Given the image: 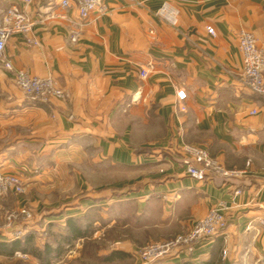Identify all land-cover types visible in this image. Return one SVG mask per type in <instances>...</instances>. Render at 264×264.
<instances>
[{"label": "crops", "instance_id": "crops-1", "mask_svg": "<svg viewBox=\"0 0 264 264\" xmlns=\"http://www.w3.org/2000/svg\"><path fill=\"white\" fill-rule=\"evenodd\" d=\"M165 2L179 10L176 25L157 14ZM19 3L0 0V9ZM107 3L105 14L83 21L73 9L68 20H46L8 40L0 59V172L21 174L35 187L74 181L64 198L81 201L65 206L59 225L69 230L72 218L80 227L76 218L89 210L97 235L122 245L108 251H117L115 258L130 256L146 241L188 231L225 201L231 209L223 233L192 256L162 264H264V96L245 85L238 48L243 28L264 47V0ZM29 8L33 17L61 11L60 0H33ZM17 69L53 78L66 96L28 101ZM179 90L186 93L183 101ZM185 143L248 173L229 181L195 180L183 167ZM82 167L85 180L78 176ZM237 188L243 193L236 195ZM10 199L0 196V208ZM117 222L135 236L124 231L123 241L110 238ZM12 239L0 215V241ZM20 253L0 252V264H35Z\"/></svg>", "mask_w": 264, "mask_h": 264}, {"label": "built area", "instance_id": "built-area-1", "mask_svg": "<svg viewBox=\"0 0 264 264\" xmlns=\"http://www.w3.org/2000/svg\"><path fill=\"white\" fill-rule=\"evenodd\" d=\"M33 0H22V3L13 4L8 9H0V59L5 55L10 37L16 33H31L34 28L46 20L70 19L69 12L78 11L80 19L86 21L93 14H105L109 11L107 0H60V12L49 11L40 17L30 14V6ZM157 14L171 25L178 23L179 10L169 2H165ZM208 32L215 35L213 27H208ZM77 33L72 36L76 40ZM37 43L36 41H33ZM238 48L242 56V74L245 85L253 92L264 96V47L260 46L254 32L249 29H241L238 35ZM8 69H13L10 62H6ZM148 72L142 68L140 76L145 78ZM18 86L23 91L26 99L31 102L48 103L52 97L63 98L65 92L56 86L53 78L46 76H34L24 69L16 70ZM179 101H183L186 93L177 91ZM184 109L183 106L180 107ZM253 113L256 110L252 111ZM185 154L183 167L191 178L198 181L222 178L225 181L239 179L247 175L248 169L228 168L219 159L213 157L202 146L185 143L181 147ZM22 181L13 173L0 172V196L10 192H21ZM243 193L241 188L235 189V194ZM231 209L225 201H219L208 213L196 220L191 228L183 234H179L170 240L150 243L138 252L142 264H154L163 259L179 256L180 254L192 256L196 249L204 242L212 241L223 233L227 224L226 212ZM33 217L32 211L26 207L16 211L4 213V227L11 232L23 234L17 222L26 221L28 224ZM28 227L29 225H25Z\"/></svg>", "mask_w": 264, "mask_h": 264}, {"label": "rangeland", "instance_id": "rangeland-1", "mask_svg": "<svg viewBox=\"0 0 264 264\" xmlns=\"http://www.w3.org/2000/svg\"><path fill=\"white\" fill-rule=\"evenodd\" d=\"M76 170H79V167H76ZM73 171L74 167L71 166L69 173L73 174ZM84 171L85 167H82V172L79 173L78 176L79 178L81 177L85 180L86 175L84 174ZM16 175L21 178L23 190L18 193H8V197L11 199L9 201L7 200V202L5 201L6 204L2 205L0 208V215L3 219V225L5 223V211L13 212L20 208L26 207L32 211L33 217L31 221L28 224L24 223L26 221L17 222L19 228L23 229L25 232L20 234L15 233V231H10V235L14 238L32 235L34 237L35 246L38 247L41 252L46 244L59 247V251L57 253L48 255L42 260V262L35 255L28 253V255L35 261V264H142L138 254L141 248L149 245L150 243L170 240L179 234L187 232H181L163 240L146 241L145 243L136 247V252L133 254L131 253L130 256L115 258V252L117 251H108H110L112 248L121 247L122 245L120 243L109 245L106 242L107 237L105 234L97 235L96 227L93 225V222H90L91 218L89 210H86L83 216L76 218L78 221H80L81 231L84 233L83 238L80 240L76 239L68 244L67 241L62 240L63 237L68 236L69 230L62 229V226L59 225L61 221H58L57 215L60 212L62 215L64 214L66 211L65 206L69 205L72 207L74 205H78V203L81 201L80 198H64V195L67 191H70L71 193L75 189L74 181L68 180L66 182H58L55 180L50 183L39 182L35 187L36 184L31 186L32 183L25 182L23 175ZM71 178H73V176H71ZM114 194L117 195V198H120L118 196V194L120 195L119 191L115 190ZM19 198H23V201L20 205L17 202ZM116 205L121 206V203L119 202ZM118 213L120 212L117 211V214ZM61 218H63V216ZM25 225H29V227H26ZM123 229L124 228H122L121 223L117 222L111 231L110 238L116 240L120 239L123 241L122 232L124 231L126 234H129L130 237L135 236L131 233L129 228ZM126 237L127 236L124 238ZM20 254L25 255L27 253L21 252ZM110 258L113 259L110 260ZM163 260L165 261L166 259Z\"/></svg>", "mask_w": 264, "mask_h": 264}, {"label": "trees", "instance_id": "trees-1", "mask_svg": "<svg viewBox=\"0 0 264 264\" xmlns=\"http://www.w3.org/2000/svg\"><path fill=\"white\" fill-rule=\"evenodd\" d=\"M69 223V236H65L68 240H71L72 238H76L79 236H83V232L81 231L80 227L75 225L74 219L70 218L68 219ZM58 246H51V245H45L44 249L42 252L38 247L35 246L34 243V237L32 235H27L24 237H18L15 239H12L11 241L5 242V241H0V252L6 253L9 255H13L17 251H21L23 253H31L35 255L41 262L42 260L47 257L48 255L52 253H57ZM154 264H162V261H157ZM183 264H192L189 261H185Z\"/></svg>", "mask_w": 264, "mask_h": 264}]
</instances>
